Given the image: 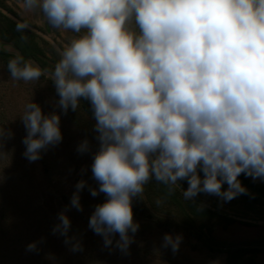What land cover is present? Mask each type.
I'll return each instance as SVG.
<instances>
[{"label": "clouds", "instance_id": "obj_1", "mask_svg": "<svg viewBox=\"0 0 264 264\" xmlns=\"http://www.w3.org/2000/svg\"><path fill=\"white\" fill-rule=\"evenodd\" d=\"M23 8L74 36L51 69L16 53L7 63L11 79L46 77L62 114L87 102L95 121L96 150L85 138L76 151L91 152L98 187L79 180L52 228L71 251L83 246L69 235L67 211H83L85 187L106 197L88 228L105 248L129 254L140 227L133 200L151 181L169 192L179 187L186 201L206 194L223 202L249 194L241 174L264 181V0H23ZM19 119L30 163L62 142L56 111L32 100ZM13 136L0 127V147ZM182 239L165 233L161 246L175 254Z\"/></svg>", "mask_w": 264, "mask_h": 264}, {"label": "rangeland", "instance_id": "obj_2", "mask_svg": "<svg viewBox=\"0 0 264 264\" xmlns=\"http://www.w3.org/2000/svg\"><path fill=\"white\" fill-rule=\"evenodd\" d=\"M0 9L35 30L32 32L38 36L36 41L44 51L48 69L59 59L56 47H64L74 36L70 30L53 28L39 11L26 12L23 0H0ZM2 43L14 47L11 42ZM57 99L54 86L46 77L35 82L12 80L0 60V127L14 133L0 147V264H226L222 250L229 246L259 249L258 261L264 264V196L258 192L264 181L245 176L250 184L240 181L248 195L229 202L206 194L195 198L212 209L214 215L195 210L179 187L169 192L166 185L155 180L145 185L141 200H133L134 221L140 227L129 254L105 248L103 238L88 228L94 206L106 197L103 193L93 197L85 187L80 193L83 211L70 207L67 211L72 225L69 235L83 246V251H71V245L64 243V237L54 235L52 228L58 222V213L70 205L79 180L98 187L92 179L91 152L81 155L76 151L85 138L92 151L97 142L92 131L95 121L82 103L77 112L69 110L64 115L55 106ZM32 100L45 113L60 114L63 140L43 153L42 159L30 163L23 156L26 130L19 118ZM187 186L186 181L181 183L182 189ZM165 233L182 235L177 253L161 246ZM41 238L37 251L26 250L29 243Z\"/></svg>", "mask_w": 264, "mask_h": 264}, {"label": "trees", "instance_id": "obj_3", "mask_svg": "<svg viewBox=\"0 0 264 264\" xmlns=\"http://www.w3.org/2000/svg\"><path fill=\"white\" fill-rule=\"evenodd\" d=\"M0 20L2 21L0 22V60L4 63L6 71L8 72L7 63L9 59L13 58L15 54L9 53L4 49V44L2 43L3 41L11 42L14 45V48L18 50L19 53L26 59H32L42 68H48L45 61L44 51L40 48L36 41L38 37L36 33L32 32L29 28L23 32L17 31V23L5 16L1 11ZM54 52L56 53V51ZM82 107L92 118L88 103L82 102ZM239 179L248 185L250 184L243 174H241ZM258 192L264 196V186L258 187ZM189 203L195 210L203 212L207 215L216 214L212 209L203 206L198 201H189ZM228 221L234 222L235 220L229 219ZM241 224L250 225L249 223L243 222H241ZM222 252L226 255V264H260L258 261V254L261 251L254 247L229 246L225 247Z\"/></svg>", "mask_w": 264, "mask_h": 264}, {"label": "water", "instance_id": "obj_4", "mask_svg": "<svg viewBox=\"0 0 264 264\" xmlns=\"http://www.w3.org/2000/svg\"><path fill=\"white\" fill-rule=\"evenodd\" d=\"M0 11L3 12V13H4L5 15H7L8 17H10V18H11L12 20H14L15 22H19L16 18H14V17H12L11 15L7 14V12H5L4 10L0 9ZM29 29H30L31 31H34V32H35V30H33L32 28L29 27ZM55 47H56V46H55ZM4 49H5L6 51H8L9 53H14V54L19 53L18 50H16L14 47H11V46L4 45ZM56 49H58V48L56 47Z\"/></svg>", "mask_w": 264, "mask_h": 264}]
</instances>
